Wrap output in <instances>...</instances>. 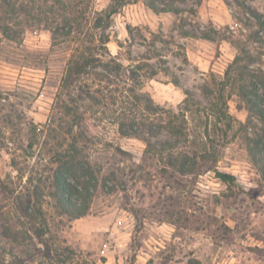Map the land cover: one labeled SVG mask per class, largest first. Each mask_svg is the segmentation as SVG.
<instances>
[{
  "label": "rangeland",
  "instance_id": "obj_1",
  "mask_svg": "<svg viewBox=\"0 0 264 264\" xmlns=\"http://www.w3.org/2000/svg\"><path fill=\"white\" fill-rule=\"evenodd\" d=\"M4 1L0 0V179L10 174L20 192L37 188V180H43L39 202L54 242L89 264H132V243L133 264H264V122L253 118L248 124L243 101L235 94L227 100L235 123L226 137L216 130L224 129L223 124L207 121L196 107L184 113L188 140L172 149L159 151L158 142L175 143L166 129L149 139L157 143L151 153H145L141 137L119 131L120 122L133 115H144L148 121L159 117L165 126L167 116L182 114L185 92H190L194 105L207 106L205 82L222 77L236 51L226 40L182 33L210 27L236 30L235 16L242 13L236 4L182 0L186 12L181 14L153 12L147 0L126 5L105 30L109 42L107 50L100 51L104 62L113 60L109 67L117 63L121 68L109 73L99 67L95 72L104 79L93 72L75 85L73 95L88 92L100 106L78 102L83 120L70 134L72 118L58 99L60 85L75 51L94 46L93 36L100 32L94 29L97 14L111 0H63L72 10L67 12L78 17L75 33L67 37L53 34L63 15L56 0H10V6ZM239 1L264 15L263 0ZM143 64L148 66L131 81L130 67ZM259 66L264 70V56ZM147 107H157L159 116ZM206 123L212 142L202 136ZM81 132L76 147L94 172L96 186L90 182L93 195L86 214L73 218L58 209L53 171L58 154L67 152ZM30 140L34 147L26 150ZM205 149L217 153L215 170L235 176L236 192L231 193L213 170L207 171L202 160L193 172L185 173L166 164L169 154L200 155ZM72 201L85 206L75 194ZM12 211L9 207L1 216H11ZM11 247L0 238V264L25 260L20 248ZM37 263L35 259L22 264Z\"/></svg>",
  "mask_w": 264,
  "mask_h": 264
},
{
  "label": "trees",
  "instance_id": "obj_2",
  "mask_svg": "<svg viewBox=\"0 0 264 264\" xmlns=\"http://www.w3.org/2000/svg\"><path fill=\"white\" fill-rule=\"evenodd\" d=\"M137 1L139 0H111L106 9L97 14L94 29L100 30V32L93 36L91 43H94V46L92 48L85 46L84 49L76 50L72 55L58 93V99L61 98L62 109L66 115L72 118L71 128L69 129L70 134L73 128L79 129L81 127L83 120V116L78 113L80 108L78 102L88 100L89 108L100 106V100L94 98L92 94L79 90L80 95L75 96L72 94V89L81 78L89 74L93 75V72L99 67H103V70L107 69L109 73H117L120 70L121 67L117 63L109 67V64L114 63L113 60L104 62L102 54H100V51L107 50L106 46L109 42L108 37L105 35V30L110 27L112 18L116 14H119L126 5ZM180 1L182 0H147V6L156 13L181 14L186 12V10L182 8ZM232 1L242 11L240 15L235 16L236 30L226 28L223 31L210 27L208 31H197L196 33L184 31L182 33L183 37H198L208 41L226 40L236 51L223 76L213 77L210 81L205 82L202 92L208 98L207 106L194 105L190 92H185L186 97L183 101V107L180 108L182 114L167 116L168 120L165 126L161 124L162 120L158 117L160 110L157 107L146 108L148 112L158 117L156 118L157 121L153 118L148 121L144 115H133L125 117V121L120 122V134L122 136L134 135L141 137L146 144L145 153L155 151L157 143H152L149 139L157 137L163 129H166L170 136L175 139V143L171 144L168 140L158 142L160 152L172 149L174 145L182 140H188L190 134L186 133L184 113L189 111L190 107H196L197 111L203 112L207 121L212 118L215 123H222L224 129L216 128V130L222 133L223 137H226L235 123V120L227 111V100L233 94L244 102V110H246L248 115V124L252 123L251 119L253 118L264 122V70L259 66V62L264 56V15L253 12L244 2L239 0ZM56 3L61 5L63 15L61 25L56 27L53 34L61 37L70 36L75 33V23L78 24V17L67 12L72 10L69 6L67 7V3L63 2V0H56ZM4 4L5 6H10V0L4 1ZM144 66L148 65L130 67L129 75L131 81L135 80L134 77L137 71ZM95 75L102 79L105 77L96 72ZM155 75L156 72L151 71V76ZM108 83H110V80ZM98 92L99 90L96 91V93ZM205 129L202 135L203 138L207 142H212V138L207 131V123ZM145 134L149 138H146ZM82 137V132L74 135L67 152L58 154V167L53 171V187L58 209L61 214L73 218H79L86 214L87 202L93 195V192L91 193L89 189L90 182L93 181L95 183H93L94 188L96 186L94 172L85 161H82L80 152L76 147L77 142ZM33 147L34 143L30 140L26 150H31ZM255 149L257 148L255 147ZM251 151L253 150L251 149ZM198 159L202 160L203 164L206 165L207 171H214L216 178L231 193L236 192L235 176L218 172L214 168L217 162V153L209 152L206 149L200 155H197L194 151L191 153L176 152L175 154H169L165 160L169 167L177 168L185 173L193 172L197 166L199 167ZM37 181V188L20 192V190H17L10 174L0 179V197L4 200L0 202V238L7 243L9 242V245L12 246L11 249L15 245L20 248L19 253L25 258V260H16L15 264H22L24 261L34 262L35 259H38L37 264H89L85 260H80V256L73 250L66 246L63 247L61 244L57 245L54 242L48 220L44 216L41 203L39 202V198L43 196L40 191L43 180L39 179ZM71 181H74V184ZM73 194L77 195L85 203V206H81L77 202L74 203L72 201ZM9 207L13 210L11 216L2 217L1 215H3L5 209ZM36 242L40 245V248L34 245ZM29 247H32V250ZM130 248L132 251L130 261L133 264L136 257V248H134L133 243Z\"/></svg>",
  "mask_w": 264,
  "mask_h": 264
}]
</instances>
